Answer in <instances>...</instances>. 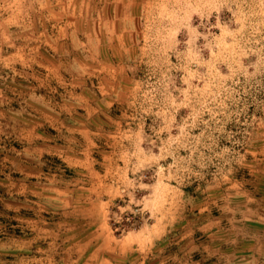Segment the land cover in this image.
Returning a JSON list of instances; mask_svg holds the SVG:
<instances>
[{"label": "rangeland", "instance_id": "rangeland-1", "mask_svg": "<svg viewBox=\"0 0 264 264\" xmlns=\"http://www.w3.org/2000/svg\"><path fill=\"white\" fill-rule=\"evenodd\" d=\"M0 264H264V0H0Z\"/></svg>", "mask_w": 264, "mask_h": 264}]
</instances>
